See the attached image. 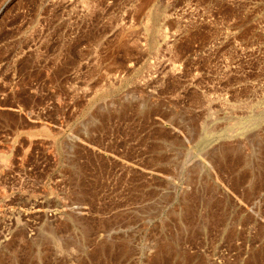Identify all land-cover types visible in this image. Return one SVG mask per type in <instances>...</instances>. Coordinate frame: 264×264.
I'll use <instances>...</instances> for the list:
<instances>
[{
	"label": "rangeland",
	"instance_id": "rangeland-1",
	"mask_svg": "<svg viewBox=\"0 0 264 264\" xmlns=\"http://www.w3.org/2000/svg\"><path fill=\"white\" fill-rule=\"evenodd\" d=\"M0 264H264V0H0Z\"/></svg>",
	"mask_w": 264,
	"mask_h": 264
}]
</instances>
